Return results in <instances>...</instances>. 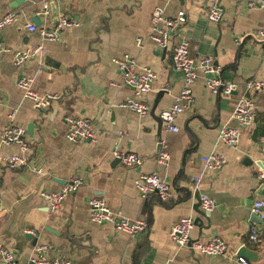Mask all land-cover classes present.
Instances as JSON below:
<instances>
[{
	"label": "crops",
	"instance_id": "obj_1",
	"mask_svg": "<svg viewBox=\"0 0 264 264\" xmlns=\"http://www.w3.org/2000/svg\"><path fill=\"white\" fill-rule=\"evenodd\" d=\"M16 1L0 0V19L16 15L0 31V44L12 52L42 44L44 54L20 69L13 65L11 52L0 53V129L10 122L23 128L27 144L25 150L0 144V154L28 159L25 167H0V244L20 264H28L42 245L47 247L45 259H67L70 264H239L238 258L264 264V219L255 224L251 211L254 201L264 200L257 180L264 171V91L246 95L254 102L253 121L241 129L238 145L229 147L217 139L221 127L237 126L231 115L244 93L243 83L264 80V49L249 36L264 31L260 0H218L219 23L207 20V0H47L49 9L50 2L56 5L58 19L73 23L54 42H43L25 28L43 0ZM156 8L169 18L183 11L186 22L173 42L185 39L193 59L211 57L222 81L237 86L231 95L215 96L198 77L191 86L193 103L177 116L178 132L170 134L164 133L159 113L174 103L183 73L172 62L173 42L160 51L149 37ZM42 24L52 27V15ZM124 56L134 62L136 73L144 68L154 72L149 92L137 95L132 87L117 85L121 73L115 60ZM21 75L33 79L40 95L58 99L36 111L22 98ZM126 100L148 104V115L139 117L120 107ZM65 116L89 119L96 142L70 144ZM160 138L166 140V164L157 162ZM115 150L141 157L142 165L124 167L113 158ZM211 153L225 158L218 172L206 169L202 161ZM141 173L157 174L168 183L169 199L142 197L135 188ZM75 177L82 181L79 189L50 213L40 193H57ZM200 194L216 204L207 217L196 208L194 196ZM94 197L103 198L117 215L144 219L147 231L131 238L110 224H91L88 202ZM183 217L197 221L192 241L219 239L227 246L225 255L210 257L177 247L169 232ZM251 228L259 242L251 241ZM241 248L257 254L246 259L238 254ZM0 264H5L1 256Z\"/></svg>",
	"mask_w": 264,
	"mask_h": 264
},
{
	"label": "built area",
	"instance_id": "obj_2",
	"mask_svg": "<svg viewBox=\"0 0 264 264\" xmlns=\"http://www.w3.org/2000/svg\"><path fill=\"white\" fill-rule=\"evenodd\" d=\"M60 3L62 0H55ZM207 20L212 23H219L222 17V10L217 4L218 0H207ZM264 6V0H260ZM51 15L47 0L42 1L41 8L35 13V16L44 21ZM16 19L14 13H7L0 19V31L11 25ZM186 22V15L183 11L177 13L175 17L169 18L163 15L160 9H155L150 18L151 33L150 39L156 45L158 50H165L173 42L178 35L180 27ZM73 23L65 18H59L56 25L47 27L41 24L36 26L33 23H28L25 28L28 32L36 34L43 42L57 41L60 31L66 27L72 26ZM254 41L261 43L264 49V31L259 35H249ZM242 39L237 40L239 45ZM141 39H137L138 45L141 44ZM12 54L13 65L17 68L24 67L29 60H35L44 54V47L39 44L32 48H24L17 51H11L0 44V53ZM172 62L176 69L183 73V86L175 97L174 103L162 110L159 113V120L165 134L177 133L178 128L175 124L177 116L187 110L193 103L191 93L192 84L203 77L205 86L215 96L231 95L237 91V86L233 83L222 81L220 77V68L215 66L211 57H202L193 59L188 52V43L181 38L173 42L171 46ZM115 63L121 73L120 86L132 87L135 93L145 94L150 91L155 74L150 69L144 68L140 72L134 71V62L124 56L115 60ZM33 79L26 75H21L18 80V88L22 93V98L29 101L36 111H42L47 108L51 101L58 99V95L37 93L33 86ZM264 91V80L250 79L243 83V94L239 96L237 104L232 112L231 119L236 122V127L223 126L218 130L217 139L219 142L229 147H236L239 143L241 129L251 125L253 121L254 102L246 96L248 93H256ZM120 107L130 110L139 117H145L150 111L148 104L135 100H126L120 104ZM63 123L66 129V140L70 144H76L79 141H88L95 143L97 139L96 132L92 128L91 121L87 118L77 116H65ZM0 144L15 145L25 150L27 144L25 141V130L15 126L12 122L0 129ZM159 154L157 162L166 164L168 161V153L166 150V140L160 138L158 141ZM260 149L264 152V138L260 139ZM112 156L124 167L137 168L142 165V158L132 154L124 153L119 150L112 152ZM206 169L212 172H218L225 164V158L220 153H211L202 159ZM0 162L5 163L10 168L25 167L28 164V159L23 155H8L0 154ZM257 180L264 185V171L257 174ZM80 178H72L57 193L41 192L40 196L47 202L48 211L54 213L60 207L64 197L67 194L75 193L81 186ZM135 188L142 197L155 195L160 200L165 201L170 197V185L166 183L157 174H139L135 181ZM198 196V202L202 212L210 215L215 209V202L205 194ZM252 213L264 219V200H256L251 207ZM88 217L91 224L102 225L110 224L115 231L125 233L129 237H135L144 233L148 229V222L144 219L129 220L120 215L113 213L106 205L103 198L94 197L88 202ZM195 228V222L191 217H183L176 222L170 229L169 237L171 241L179 248H187L210 257L224 256L227 250L225 243L219 239H211L206 242L192 241L191 233ZM31 232L30 234H32ZM250 239L252 242H259L258 234L255 228L250 229ZM47 251L46 246H38L35 250V255L29 259L28 264H70L67 259L47 260L44 254ZM0 256L5 264H20L14 258L12 252L0 244ZM239 264H248L244 259H237Z\"/></svg>",
	"mask_w": 264,
	"mask_h": 264
},
{
	"label": "water",
	"instance_id": "obj_3",
	"mask_svg": "<svg viewBox=\"0 0 264 264\" xmlns=\"http://www.w3.org/2000/svg\"><path fill=\"white\" fill-rule=\"evenodd\" d=\"M24 1H25V0H17V1H16V4H21V3H23ZM50 12H51V15H52V17H53V26H54V25H56V23L58 22V12H57L56 5L54 4V2H50ZM31 22H32L33 24H35L36 26H41V24H42V20L39 19L38 17H36L35 15L32 16V18H31ZM31 127H32V125L28 127V128H29V129H28V132H30ZM4 165H5V163L0 162V167H1V166H4ZM258 194L264 196V185H260V186H259V188H258ZM194 197H195V199L197 200V207H196V208L198 209V207L200 206V205H199V202H198V196L195 195ZM202 215H204L205 217L209 216V215H206V214H204V213H203ZM252 221H253L255 224H259V225L262 224V220H261L259 217H257V216H254V218H253ZM196 222H197V221H195V225H196ZM29 237H31V234H30V235H29V234L27 235V238H29ZM34 240H35V239H34ZM34 246H35V243H34ZM12 254H13L14 258L16 259L14 253H12ZM238 254H239L240 256H243V257H245L246 259H248V258H250L249 255H256L257 253H254V252H252V251H250V250H248V249H246V248H241Z\"/></svg>",
	"mask_w": 264,
	"mask_h": 264
}]
</instances>
